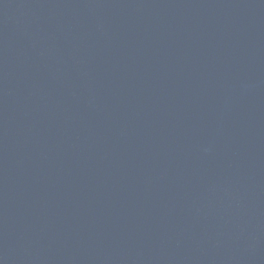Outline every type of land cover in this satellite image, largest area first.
<instances>
[{
	"label": "water",
	"instance_id": "obj_1",
	"mask_svg": "<svg viewBox=\"0 0 264 264\" xmlns=\"http://www.w3.org/2000/svg\"><path fill=\"white\" fill-rule=\"evenodd\" d=\"M0 264H264V0H0Z\"/></svg>",
	"mask_w": 264,
	"mask_h": 264
}]
</instances>
